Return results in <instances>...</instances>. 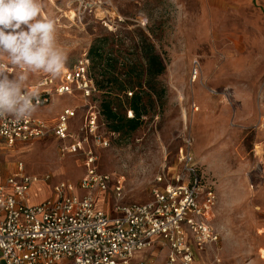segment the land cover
I'll return each mask as SVG.
<instances>
[{"label":"rangeland","instance_id":"obj_1","mask_svg":"<svg viewBox=\"0 0 264 264\" xmlns=\"http://www.w3.org/2000/svg\"><path fill=\"white\" fill-rule=\"evenodd\" d=\"M43 4L41 18L56 21L57 45L67 54L64 69L88 55L99 39L106 49H113L121 79L132 78L134 87L128 86L127 92L142 91L147 105V114L134 131L113 132L101 114L100 132L111 145L95 146L98 168L121 178L123 198L119 202L113 192L99 194V206L111 212L116 203L149 201L153 189L167 184L157 185L160 174L171 182L179 173L181 149L189 139L191 153L218 196L213 224L221 241L199 263H215L220 254L227 264H264V0H43ZM147 43L155 46L166 66L155 79L146 74ZM0 59L7 62L6 57ZM19 71L15 67L14 74ZM93 73L101 79L99 68ZM44 75L31 74L27 86ZM108 97L97 93L92 103L101 112V100ZM84 104L79 93L63 95L33 115L52 127L64 108H77L73 120L77 136ZM114 106L129 117L125 92ZM62 146L52 135L12 147L0 143L1 180L15 172L21 160L28 173L51 177L34 186L27 202L50 198L53 185L62 179L78 185L86 173L84 157L64 153Z\"/></svg>","mask_w":264,"mask_h":264},{"label":"built area","instance_id":"obj_2","mask_svg":"<svg viewBox=\"0 0 264 264\" xmlns=\"http://www.w3.org/2000/svg\"><path fill=\"white\" fill-rule=\"evenodd\" d=\"M9 68L14 73L15 67ZM28 87L39 90V107L79 93L85 102L79 133L73 134L77 108L66 107L52 127L35 115L20 122L0 119V143L12 147L52 135L64 153L83 155L86 173L78 185L56 182L53 195L35 204L27 202L33 186L50 175L28 173L20 160L8 178L0 177V252L6 264H194L198 252L219 245L221 234L213 224L218 196L189 139L181 149L179 173L171 182L160 174L157 185L167 184L153 189L149 201L116 203L111 212L99 206V194L123 198V181L98 168L95 146L107 148L111 142L100 132L101 112L92 103L98 90L87 54L58 77L47 74ZM154 251L164 252L162 263H146L144 255ZM214 262L227 264L220 254Z\"/></svg>","mask_w":264,"mask_h":264},{"label":"clouds","instance_id":"obj_3","mask_svg":"<svg viewBox=\"0 0 264 264\" xmlns=\"http://www.w3.org/2000/svg\"><path fill=\"white\" fill-rule=\"evenodd\" d=\"M43 0H0V119L27 120L40 104L38 89H29L31 74H62L67 54L57 45L56 21L41 18ZM10 66L20 71L12 73Z\"/></svg>","mask_w":264,"mask_h":264},{"label":"trees","instance_id":"obj_4","mask_svg":"<svg viewBox=\"0 0 264 264\" xmlns=\"http://www.w3.org/2000/svg\"><path fill=\"white\" fill-rule=\"evenodd\" d=\"M145 60L147 63L146 74L148 78L155 79L164 73L166 66L163 62L161 55L156 50L152 43H147L143 50ZM88 58L90 60V72L94 80L98 93L109 94V97L102 99L101 114L110 125V130L113 132H122L124 130L134 131L136 130L146 113V103L144 104V96L142 91L132 92V96H129L127 92L128 86L134 87L132 84V78L121 79L122 73L117 72L118 62L114 61L113 49L106 45H101L100 40L97 39L90 47L88 52ZM95 68L101 70V79L97 78L93 73ZM144 86V84L142 85ZM148 88H151L149 85ZM135 89V88H134ZM143 89V88H142ZM144 90V89H143ZM125 92L129 99V110L133 112L132 117H126L121 115L114 106L115 101H119L120 93Z\"/></svg>","mask_w":264,"mask_h":264},{"label":"crops","instance_id":"obj_5","mask_svg":"<svg viewBox=\"0 0 264 264\" xmlns=\"http://www.w3.org/2000/svg\"><path fill=\"white\" fill-rule=\"evenodd\" d=\"M46 106H47V105H46ZM43 107H45V106H43ZM39 108H41V107H39ZM39 116H41V115H39ZM77 117H78V116H77ZM44 184H45V183H44ZM34 186H35V185H34ZM34 186H33L32 190H31L29 196L34 192ZM29 196H28V198H27V201H28V199H29ZM41 201H43V200H38V201H36V202H29V203H30V204H35V203H38V202H41ZM207 253H208V251H201V252H198L194 264H205V263H199V262H200L201 260H203L204 257L207 256ZM161 257L163 258V261H164V254H163V252L161 253V252H159V251L150 252V253L144 255V259H145L146 263H162V262H158L159 258H161ZM1 259H2V258H1V252H0V260H1ZM212 264H213V263H212Z\"/></svg>","mask_w":264,"mask_h":264},{"label":"water","instance_id":"obj_6","mask_svg":"<svg viewBox=\"0 0 264 264\" xmlns=\"http://www.w3.org/2000/svg\"><path fill=\"white\" fill-rule=\"evenodd\" d=\"M0 264H6L5 260L4 259H1L0 260Z\"/></svg>","mask_w":264,"mask_h":264},{"label":"bare ground","instance_id":"obj_7","mask_svg":"<svg viewBox=\"0 0 264 264\" xmlns=\"http://www.w3.org/2000/svg\"><path fill=\"white\" fill-rule=\"evenodd\" d=\"M261 252L263 253V256L262 257L264 258V249H262Z\"/></svg>","mask_w":264,"mask_h":264}]
</instances>
